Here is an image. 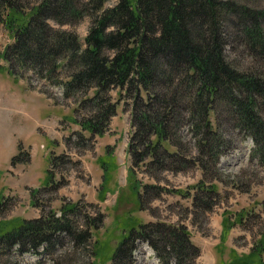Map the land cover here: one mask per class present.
Here are the masks:
<instances>
[{
  "label": "trees",
  "instance_id": "16d2710c",
  "mask_svg": "<svg viewBox=\"0 0 264 264\" xmlns=\"http://www.w3.org/2000/svg\"><path fill=\"white\" fill-rule=\"evenodd\" d=\"M108 1L41 0L31 7L26 0H0V22L15 36L0 59L15 79L23 77L17 71H32L44 85L62 89L77 104L76 114L83 115L75 123L84 140L104 136L120 103L128 105L133 130L129 153L135 165L157 182L163 178L156 172L201 170L204 178L189 197L191 214L206 215L217 205V182L239 185L222 181L218 173L221 157L231 149L222 134L225 125L253 139L255 156L264 165V5L250 0H118L106 7ZM86 17L91 25L82 43L76 32L63 28ZM224 24L234 25L237 41L260 65L239 70L227 59L232 42L222 31ZM33 41L36 49L30 46ZM184 130L191 141L184 140ZM58 159L53 157L51 164ZM134 179L132 172L129 184L141 211L167 192ZM60 211V216L0 228V251L35 252L58 244L64 235L86 250L104 220L101 227L99 218L86 217L82 229L75 220L81 214L78 204ZM257 215L247 213L239 224ZM136 226L129 222L125 228L113 264H135L138 241L148 244L161 264H196L200 250L184 225ZM259 237L249 254L229 264H264V228ZM1 256L0 264H8Z\"/></svg>",
  "mask_w": 264,
  "mask_h": 264
},
{
  "label": "rangeland",
  "instance_id": "374dc122",
  "mask_svg": "<svg viewBox=\"0 0 264 264\" xmlns=\"http://www.w3.org/2000/svg\"><path fill=\"white\" fill-rule=\"evenodd\" d=\"M40 1L26 0V4L33 7ZM250 1L264 5V0ZM117 2L109 0L106 7ZM90 25L91 19L86 17L63 29L76 32L85 43ZM222 31L232 42L226 50L227 59L239 70L253 68L255 58L241 40L237 41L234 25L224 24ZM198 32L196 28L195 34ZM14 40L12 30L1 21L0 54ZM30 46L37 48L34 41ZM0 67V228L15 221L60 216L61 208L68 204H78L81 214L75 220L82 229H86V217L99 218L98 225L104 220V227L101 224L103 228L93 231L91 246L87 245L86 250L64 235L58 244L35 252L20 253L16 248L10 254L0 251L8 264H113V254L129 222L135 226L157 222L184 225L200 250L196 264H229L250 253L264 228V165L255 156L256 144L251 137L231 125L224 126L222 134L231 149L221 157L218 173L222 181L239 185L217 182L220 196L213 211L194 216L189 195L203 180L202 171L192 168L184 173L156 172V177L163 178L157 182L142 165L136 166L129 153L133 130L128 105L120 103L104 136L84 140L75 123L83 115L76 114L77 104L65 98L62 89L44 85L32 71H17L23 77L15 79L1 59ZM113 96L118 99L117 92ZM225 113L234 117V112ZM212 120L215 124L213 116ZM183 136L191 141L187 130ZM57 156L62 160L51 164ZM132 172L137 184L167 189L160 199L146 205V211L140 210L130 187ZM247 213L258 215L242 226L239 220ZM134 259L135 264H161L154 250L141 241L136 244Z\"/></svg>",
  "mask_w": 264,
  "mask_h": 264
}]
</instances>
